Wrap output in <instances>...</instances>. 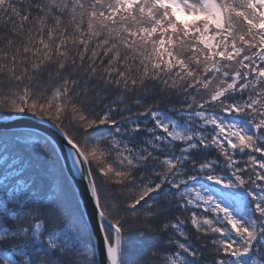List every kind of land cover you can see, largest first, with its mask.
I'll return each instance as SVG.
<instances>
[{
    "label": "snow or ice",
    "instance_id": "6c2138e0",
    "mask_svg": "<svg viewBox=\"0 0 264 264\" xmlns=\"http://www.w3.org/2000/svg\"><path fill=\"white\" fill-rule=\"evenodd\" d=\"M0 264H264V0H0Z\"/></svg>",
    "mask_w": 264,
    "mask_h": 264
},
{
    "label": "trees",
    "instance_id": "16d2710c",
    "mask_svg": "<svg viewBox=\"0 0 264 264\" xmlns=\"http://www.w3.org/2000/svg\"><path fill=\"white\" fill-rule=\"evenodd\" d=\"M188 214L186 213L185 216H187ZM128 258L129 259H144V260H147V259H154L153 257L145 254V253H142L140 251H138L133 245H129L128 247ZM209 259H211V257H209Z\"/></svg>",
    "mask_w": 264,
    "mask_h": 264
},
{
    "label": "water",
    "instance_id": "95a60500",
    "mask_svg": "<svg viewBox=\"0 0 264 264\" xmlns=\"http://www.w3.org/2000/svg\"><path fill=\"white\" fill-rule=\"evenodd\" d=\"M103 253H98L97 259L100 260L102 259Z\"/></svg>",
    "mask_w": 264,
    "mask_h": 264
}]
</instances>
